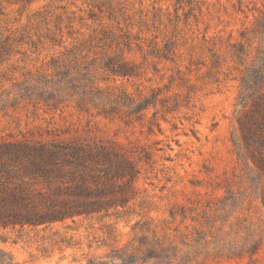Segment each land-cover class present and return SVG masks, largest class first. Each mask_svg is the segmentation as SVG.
Segmentation results:
<instances>
[{
  "label": "rangeland",
  "instance_id": "1",
  "mask_svg": "<svg viewBox=\"0 0 264 264\" xmlns=\"http://www.w3.org/2000/svg\"><path fill=\"white\" fill-rule=\"evenodd\" d=\"M261 25L264 0H0V142L103 144L137 169L124 207L0 230V249L14 264H264ZM74 56L72 84L24 95ZM109 56L134 76L108 74Z\"/></svg>",
  "mask_w": 264,
  "mask_h": 264
},
{
  "label": "trees",
  "instance_id": "2",
  "mask_svg": "<svg viewBox=\"0 0 264 264\" xmlns=\"http://www.w3.org/2000/svg\"><path fill=\"white\" fill-rule=\"evenodd\" d=\"M78 58L71 57L68 64L60 66L57 62L55 65L59 68L53 74L32 77L34 83L25 88L24 95L40 99L56 85L63 84L61 88L65 89L66 84H72L74 79L71 70L79 72ZM102 68L114 78L134 76L132 65L119 57H107ZM156 95L152 93V97ZM49 98L58 100L54 93H50ZM142 102L137 104L139 109L148 105V102L146 105ZM18 164L21 166L16 167ZM136 172L133 159L103 144L2 141L0 230L106 215L110 209L127 204L128 190ZM36 178L38 183H43L44 192L31 188L32 179ZM119 180L121 184H118ZM0 264H14L13 258L2 249Z\"/></svg>",
  "mask_w": 264,
  "mask_h": 264
}]
</instances>
